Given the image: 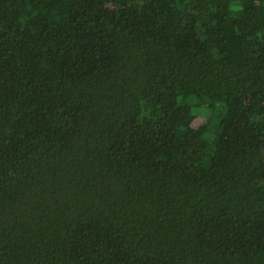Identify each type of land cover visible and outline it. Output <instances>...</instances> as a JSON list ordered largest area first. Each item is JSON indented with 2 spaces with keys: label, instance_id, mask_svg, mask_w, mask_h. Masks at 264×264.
<instances>
[{
  "label": "trees",
  "instance_id": "1",
  "mask_svg": "<svg viewBox=\"0 0 264 264\" xmlns=\"http://www.w3.org/2000/svg\"><path fill=\"white\" fill-rule=\"evenodd\" d=\"M0 264H264V0H0Z\"/></svg>",
  "mask_w": 264,
  "mask_h": 264
},
{
  "label": "rangeland",
  "instance_id": "2",
  "mask_svg": "<svg viewBox=\"0 0 264 264\" xmlns=\"http://www.w3.org/2000/svg\"><path fill=\"white\" fill-rule=\"evenodd\" d=\"M194 115H195V121L197 120V118L199 119V118H204L205 117V115L203 114V113H201V111L199 110V109H194ZM200 120H198V122H199Z\"/></svg>",
  "mask_w": 264,
  "mask_h": 264
}]
</instances>
